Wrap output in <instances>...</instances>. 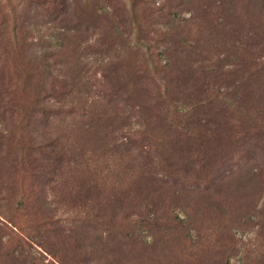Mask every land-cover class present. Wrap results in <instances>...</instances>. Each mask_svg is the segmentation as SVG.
<instances>
[{
	"label": "rangeland",
	"instance_id": "obj_1",
	"mask_svg": "<svg viewBox=\"0 0 264 264\" xmlns=\"http://www.w3.org/2000/svg\"><path fill=\"white\" fill-rule=\"evenodd\" d=\"M40 54L78 79L60 123L3 93ZM257 85L264 3L0 0V264H264Z\"/></svg>",
	"mask_w": 264,
	"mask_h": 264
},
{
	"label": "trees",
	"instance_id": "obj_2",
	"mask_svg": "<svg viewBox=\"0 0 264 264\" xmlns=\"http://www.w3.org/2000/svg\"><path fill=\"white\" fill-rule=\"evenodd\" d=\"M42 2H46L47 0H41ZM52 1V0H50ZM32 1L29 2L28 7L25 11L27 17H31L33 19H36L37 16V9L36 5L33 6ZM264 0H248V4L250 5H263ZM60 4L62 9L65 11L66 9V0H60ZM38 8V7H37ZM31 14V15H30ZM20 14H17L13 12L11 15L12 21H16L17 18H19ZM29 23H26V25ZM14 28L12 30L13 37H16L15 35V23L13 22ZM29 42H27L28 44ZM30 45L29 49L26 50V52L29 54L28 58L30 59ZM32 53V52H31ZM38 58V57H37ZM51 59L47 58L43 54H40L39 57V64L37 67L36 61L30 60L32 62H29L28 59H26L25 64L20 61L19 66L24 68H19L18 74L15 75L14 79L11 81H8L5 84V87L2 86L3 93H7L8 97L7 100L11 101L12 107L15 108L16 112V120L19 118V122L23 123H48L53 121V123H60V120L58 119L59 114L62 111L63 106L67 105V101L65 98L69 94V92H63L58 89V87L61 88V86H57L60 83H64L67 86L73 85L78 83V79H74V73L71 72L72 66L68 68V71L66 69V72H63L61 76H59L58 69L55 63L50 61ZM50 61V62H49ZM29 62V64H28ZM245 65V64H244ZM252 67H249L245 70H250ZM37 69L40 72V76L35 80L32 81V78L30 77L34 70ZM244 70V73L246 72ZM70 74V75H69ZM20 76V77H19ZM245 78V77H243ZM245 79H249V77H246ZM124 81V80H123ZM125 82V81H124ZM123 84V83H122ZM264 87H261L259 85L254 86L253 88H249L247 92L250 93V98L258 94L260 97L262 94V89ZM227 95L229 94V100H234V98L239 97L238 94V88L237 86H234V89L232 91H227ZM19 93L23 95L24 99L21 100ZM56 93H58V97L56 96ZM257 97V98H258ZM4 100V95L0 96V101ZM29 106L27 107L24 106ZM24 108V110H23ZM24 111L23 114H21ZM248 115L247 111L246 114H244L243 119ZM257 125V123H241V126L243 128V132L248 129L249 127ZM264 130V127L260 128L259 131H257L256 134L259 135V138L261 137V133L263 135L262 131ZM262 141V140H258ZM250 173L247 171L246 166L242 168V178L244 183H248L250 181L249 179ZM248 179V182L246 181ZM257 182V179L255 180Z\"/></svg>",
	"mask_w": 264,
	"mask_h": 264
}]
</instances>
